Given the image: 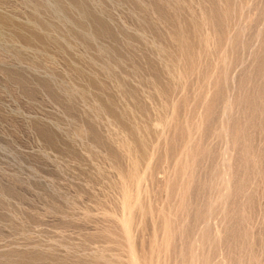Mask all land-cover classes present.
<instances>
[{"label": "rangeland", "instance_id": "rangeland-1", "mask_svg": "<svg viewBox=\"0 0 264 264\" xmlns=\"http://www.w3.org/2000/svg\"><path fill=\"white\" fill-rule=\"evenodd\" d=\"M0 264H264V0H0Z\"/></svg>", "mask_w": 264, "mask_h": 264}, {"label": "bare ground", "instance_id": "bare-ground-1", "mask_svg": "<svg viewBox=\"0 0 264 264\" xmlns=\"http://www.w3.org/2000/svg\"><path fill=\"white\" fill-rule=\"evenodd\" d=\"M215 21H216V20H215ZM215 21H214V22H215ZM218 21H219V20H218ZM216 23H217V21H216ZM252 98H253V97H252ZM252 98H251V99H252ZM214 99H215V98H214ZM212 101H213V100H212ZM209 103H210V102H209ZM209 106H210V105H209ZM211 106H212V105H211ZM213 108H214V107H213ZM211 113H212V112H211ZM257 113H258V112H257ZM182 132H183V131H182ZM185 133H186V132H185ZM233 139H234V138H233ZM236 139H237V138H236ZM170 146H171V145H170ZM168 150H169V149H168ZM167 152H168V151H167ZM132 171H133V170H132ZM200 171H201V170H200ZM133 172H134V171H133ZM130 173H131V172H130ZM132 174H134V173H132ZM131 176H132V175H131ZM136 184H137V183H136ZM124 198L127 199V197H124ZM128 198H129V197H128ZM126 199H124V200H126ZM130 199H132V198H130ZM127 200H128V199H127ZM127 200H126V201H127ZM128 201H130V200H128ZM259 203H260V202H259ZM127 204H129V203H127ZM247 234H248V233H247ZM253 253H254V252H253Z\"/></svg>", "mask_w": 264, "mask_h": 264}]
</instances>
